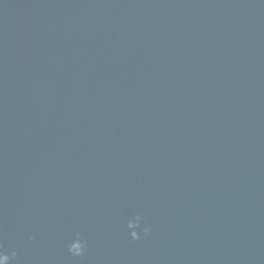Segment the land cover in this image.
I'll list each match as a JSON object with an SVG mask.
<instances>
[{"label": "water", "instance_id": "obj_1", "mask_svg": "<svg viewBox=\"0 0 264 264\" xmlns=\"http://www.w3.org/2000/svg\"><path fill=\"white\" fill-rule=\"evenodd\" d=\"M0 251L264 264V0H0Z\"/></svg>", "mask_w": 264, "mask_h": 264}, {"label": "clouds", "instance_id": "obj_2", "mask_svg": "<svg viewBox=\"0 0 264 264\" xmlns=\"http://www.w3.org/2000/svg\"><path fill=\"white\" fill-rule=\"evenodd\" d=\"M137 219L139 220L140 217L138 216ZM143 233L147 235V233L150 231L149 227L145 226L142 229ZM129 235L132 240H138L140 239V232L137 230L129 232ZM86 248L85 242L77 236L76 238L72 239L70 243L68 244V250L75 256H80L84 253ZM16 253L15 251H12L11 253H4L0 251V264H9L10 257H15Z\"/></svg>", "mask_w": 264, "mask_h": 264}]
</instances>
